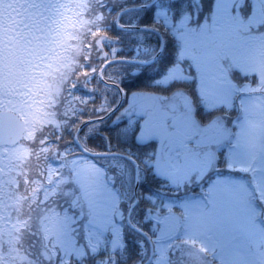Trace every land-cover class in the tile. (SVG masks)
Segmentation results:
<instances>
[{
  "label": "clouds",
  "instance_id": "1",
  "mask_svg": "<svg viewBox=\"0 0 264 264\" xmlns=\"http://www.w3.org/2000/svg\"><path fill=\"white\" fill-rule=\"evenodd\" d=\"M127 6V0H0V264H51L49 246H59L67 214L59 209L77 206L78 191L89 208L113 215L120 210L117 195L123 202L135 194L111 166L118 154L95 135L120 107L133 67L121 55L132 31ZM188 15L194 35L186 43L204 70L230 72L249 60L264 65V33L245 37L247 29L230 18L199 32L207 15L201 20L195 7ZM152 55L143 46L133 58L147 62ZM218 119L225 140L246 153L264 195V73L255 94ZM199 215V229L192 222L176 229L166 247L171 255L132 259L125 245L96 264H192L193 253L197 264H213L214 250L203 238H211L214 216L210 210ZM153 231L152 225L141 231L145 239L138 243L156 246L160 237Z\"/></svg>",
  "mask_w": 264,
  "mask_h": 264
},
{
  "label": "rangeland",
  "instance_id": "2",
  "mask_svg": "<svg viewBox=\"0 0 264 264\" xmlns=\"http://www.w3.org/2000/svg\"><path fill=\"white\" fill-rule=\"evenodd\" d=\"M215 3L211 24L197 31L208 32L218 19L230 18L241 29H247L242 31L245 37H257L264 33V0H218ZM183 25L185 23H182ZM192 35L193 30L187 28L182 36L183 52L191 58L196 70L206 119L199 121L195 107L184 92H176L166 99L134 92L119 111H123V115L120 119L114 118V121L128 120L129 125L122 128L128 133L136 130L139 121L141 130L137 137L144 142L159 143L157 171L169 179L172 185L181 186L186 192H191L194 188L193 191L200 192L203 190V183L213 178L207 189L211 192L207 203L196 200L190 204H182V209L188 217L186 224L196 223L198 229L201 225V210H210L213 213L214 225L209 233L211 238H203L214 250L213 264H221V260L224 264H258L264 259V223L258 216L257 205L264 207V195L258 191V178L255 175L259 203L255 204L251 200L246 178L238 176L253 174L247 165L248 157L225 140L224 125L218 117H223L232 110L233 106L237 105V100L239 104L244 98L255 94V88L264 73V65L249 60L233 67L247 79L238 86L229 78L228 72L204 70L196 49L186 43ZM172 73L164 82L173 77L189 79V76L183 75L180 68H175ZM221 109L223 111H220ZM138 117H142V120ZM118 170L132 174L128 167ZM222 173L228 175L219 176ZM132 203L129 198L121 202L116 196V204L120 210L113 215L89 208L86 193L78 191L77 206L65 205L59 209V212L64 214L66 208L67 214L59 246H49L51 264H62L65 258L78 260L87 254V251L101 250L109 241L108 233L113 235V248L121 247L123 235L116 215L124 218ZM81 205L87 209L83 215ZM162 221L165 226L159 236L162 242L158 257L168 255L167 244L176 229L181 228L180 217L176 214L169 213ZM77 236H80L81 242L77 241ZM192 264H197L195 253L192 255Z\"/></svg>",
  "mask_w": 264,
  "mask_h": 264
},
{
  "label": "trees",
  "instance_id": "3",
  "mask_svg": "<svg viewBox=\"0 0 264 264\" xmlns=\"http://www.w3.org/2000/svg\"><path fill=\"white\" fill-rule=\"evenodd\" d=\"M152 1L153 0H127L128 6L125 10H129L125 12V20L132 28V31L130 33V41H125L122 45L124 51L121 55L129 57L131 62L141 61L133 57L136 56L143 46H150L153 49V55L148 58L147 61L152 60V63L148 65L130 62L133 67L125 80L124 89L126 95H124L123 103L118 112L127 104L128 99H130L134 92L165 99L170 98L172 94L176 92H184L195 107L197 118L199 121H203L206 119L204 117V105L202 103L203 97L201 96L200 86L196 80V70L193 66V62L191 58L184 55L182 36L187 28L192 29L188 12L192 11L193 7H195L196 12H199L201 20H204L207 15L205 25L211 24L210 22H212L215 13L213 3H215L216 0H159L149 8L136 9ZM248 3L247 1V4ZM201 4H203L202 10L200 9ZM182 23H185V25L182 26ZM156 27H160L161 30L159 32L156 31ZM164 29L168 30L167 33L164 32ZM163 41V51L159 57H156L162 48ZM175 68H180L183 75L189 76V79L185 77H181V79L173 77L167 82H164L166 78L173 74L172 72ZM228 74L229 78L238 86H241L243 82L247 81V79L234 68H232ZM220 111H223V109ZM116 113L102 122V127L95 135L96 142L101 147L107 145L113 152L118 154L119 158L113 160L111 166L116 172L125 177L134 186V189V163H136L139 168V198L138 204L133 209L131 215L132 225L141 231H148L149 226L152 225L154 226L152 234L156 235L159 233L160 236L165 226L162 219L168 216L169 213H173L180 217L182 227L188 220L185 210L182 209V204H190L196 200L207 203L208 199L204 197L202 191H193L194 188L191 192H186L183 190V187L172 185L169 179L162 176L157 171L158 156L160 155L159 143L157 141L144 142L137 137V134H139L141 130L139 121L137 124L138 127L133 132L128 133L123 131L122 128L128 126L129 121L125 119L114 121ZM138 119L142 120V117H138ZM117 131L119 135L123 137L122 140L114 135ZM218 166L220 167V165ZM126 167L132 170V174L130 173L129 175L125 172H119L118 169H125ZM226 175L228 174L222 173L219 176ZM238 176L246 178L248 188L250 189L249 191H251V200H253L255 204H258L259 197L255 185V174ZM212 179L213 178H210V180L203 183V190L208 189ZM117 197L119 196L117 195ZM129 200H131L132 203L134 201V195L130 196ZM168 209H172V211L169 212ZM257 209L259 211L258 216L264 223V207L258 204ZM126 214L127 212H125L124 218L120 215H116L118 218L116 221L120 225V232L123 235L121 247L117 249L113 248V242L111 241L113 235L108 233L109 241L106 242L101 250L87 251V254L83 255L82 258L78 260L70 259L73 264H96L97 259L103 260L105 258L106 252L119 251L125 245L128 246L132 259L142 256L147 261L151 254V247L145 248L143 244L138 243V241L145 238L141 236V233L133 230L127 225ZM79 237L80 236L76 237L77 241L80 240ZM161 242L162 241L159 239L157 245L154 246L152 260L158 257ZM168 255H171V253L168 252Z\"/></svg>",
  "mask_w": 264,
  "mask_h": 264
},
{
  "label": "water",
  "instance_id": "4",
  "mask_svg": "<svg viewBox=\"0 0 264 264\" xmlns=\"http://www.w3.org/2000/svg\"><path fill=\"white\" fill-rule=\"evenodd\" d=\"M157 1H158V0H153V2L150 3L149 5H146V6H143V7H138V8H136V9L149 8V7H151L154 3H156ZM128 10H129V9H128ZM128 10H125V12L128 11ZM163 47H164V41H163ZM163 47H162V49H163ZM130 62H131V61H130ZM131 63H137V64H141V65H147V64H150V63H152V62L132 61ZM122 101H123V96L121 97V104H122ZM121 104H120V106H121ZM119 108H120V107H119ZM119 108H117V110H118ZM117 110H116V111H117ZM113 114H114V113H113ZM108 118H109V117H107L106 119H108ZM134 165H135V172H136L135 202H134L133 206H131V208L129 209L128 216H127V224H128L131 228H133L134 230H136V231H138V232L141 233V231L138 230V229H136L135 227H133V225H132L131 222H130V217H131V213H132L133 207L136 206V205H137V202H138L137 192H138V183H139V168H138V166H137L136 163H134ZM152 255H153V247L151 248V258H152Z\"/></svg>",
  "mask_w": 264,
  "mask_h": 264
}]
</instances>
